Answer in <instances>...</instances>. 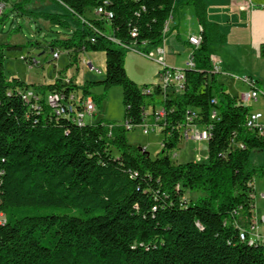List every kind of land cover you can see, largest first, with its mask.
<instances>
[{"label": "trees", "instance_id": "16d2710c", "mask_svg": "<svg viewBox=\"0 0 264 264\" xmlns=\"http://www.w3.org/2000/svg\"><path fill=\"white\" fill-rule=\"evenodd\" d=\"M25 1L11 9L64 29L72 28L67 16L79 18L70 35L65 30L66 37L52 39L48 47L53 52L67 49L74 62L83 51H103L105 77L100 82L106 88L122 86L125 123L140 124L145 99L127 74L124 44L145 50L162 45L165 25L181 4L55 0L65 9L58 13L24 7ZM104 1L113 11L111 19L85 15ZM186 4L195 7L202 42L194 50L195 68L186 69V90L157 101L168 108L161 132L167 141V131L188 108L207 121L216 98L219 118L207 144L208 162L176 164L166 154L180 141L177 126L152 158L146 148L129 143L125 124L78 125L50 114L45 104L35 122L36 114L25 102L33 101V90L24 89L28 84L18 79L9 80L4 70L5 50L23 45L0 42V212L5 216L0 264H264V243L241 240L231 217L240 207L244 219L251 218L256 191L249 182L258 169L251 154L264 150V138L245 126L251 106L230 95L213 70L209 45L219 39L215 26L206 23L205 3L184 0ZM134 26L136 37L131 35ZM74 87L72 79L66 83L58 77L36 90L73 94ZM19 89H24V100ZM233 140L245 142L246 148L233 149ZM186 191L203 194L186 201Z\"/></svg>", "mask_w": 264, "mask_h": 264}, {"label": "rangeland", "instance_id": "374dc122", "mask_svg": "<svg viewBox=\"0 0 264 264\" xmlns=\"http://www.w3.org/2000/svg\"><path fill=\"white\" fill-rule=\"evenodd\" d=\"M6 7L3 13H0V42L15 43L23 45L20 49H6V61L4 70L9 80L18 79L28 84L30 89H36L39 85L47 84L56 78H70L75 84L74 91L82 96L92 98L96 104V112L92 116L85 118L86 123H110L116 126L125 123V106L123 101V88L121 85L110 86L108 88L100 82L105 77V53L103 51H83L79 54V60L74 62L71 59L70 52L65 48H56L60 51L59 57H54L53 50L48 47V42L52 39L64 38L65 30L70 35L72 29L77 27L76 15L67 16L72 28L64 29L49 24L44 19H31L18 13L11 8L16 3L24 2V0H5ZM24 7L30 6L36 11H49L64 13L65 9L55 0H28L25 1ZM86 16L95 18L94 10L87 9ZM173 36V34L171 35ZM38 42L39 45H30ZM167 47L169 49L170 45ZM173 49V48H172ZM167 55V62L175 65L183 63L187 54H177V49ZM147 50V49H146ZM183 51V50H181ZM73 53V52H71ZM176 57L173 59V57ZM26 57V58H25ZM35 58L37 62H32ZM173 59V60H172ZM89 62L95 68H91ZM184 67V66H183ZM125 68L129 77L138 85L159 84L160 65L133 49H127L125 54ZM100 71H98V70ZM236 82V81H235ZM87 86V92L84 91ZM232 93L237 91L234 82L229 84ZM19 88V86H18ZM72 91L73 94L75 92ZM253 110H261L264 112V102H251L249 104ZM127 139L130 144L142 146L147 149L152 158H156L161 153L162 133L160 131H151L145 134L142 128L136 127L133 130H127ZM208 146L202 141H185L182 142L173 152H177V158L173 161L178 163H186L190 161L208 162ZM252 165L257 169L254 175L256 197V209L259 214H264V199L261 193H264V150L254 149L251 154ZM203 193L200 191H186L184 199L186 201H195Z\"/></svg>", "mask_w": 264, "mask_h": 264}, {"label": "built area", "instance_id": "2783aa9c", "mask_svg": "<svg viewBox=\"0 0 264 264\" xmlns=\"http://www.w3.org/2000/svg\"><path fill=\"white\" fill-rule=\"evenodd\" d=\"M108 1H104L103 4L95 8V15L99 18H105L107 20L113 17V11L107 8ZM6 7V2L2 0L0 2V13ZM95 31L98 29L94 28ZM99 33V31H98ZM169 33V31H168ZM168 33H164L167 35ZM131 35L136 37L138 35L137 27L131 28ZM118 43H121L118 39L110 37ZM92 41H95V37L91 38ZM189 42L191 44V50L189 51L187 58L183 66H173L167 62L166 52L164 48V42L160 46H155L148 48L147 50L139 48L134 44H124L128 49H133L137 53L156 61L160 65L159 84H147L140 86V90L144 95V107L142 113V122L140 124H131L129 122L124 123L127 129H133L136 127H141L145 134H149L151 131H160L163 126L166 124L164 120L168 115V108L165 103H157L159 100H166L171 97V94H180L186 90L187 87V78H186V69L195 68L194 61V50L198 48L202 42L200 35L190 36ZM145 45V41L142 42ZM123 45V44H122ZM147 46V45H145ZM54 57H59L60 51L56 50L53 52ZM212 60V58H211ZM32 62H37L35 58L32 59ZM91 68H95L91 62H89ZM213 70L216 71L217 66L212 62ZM98 70V69H97ZM100 71V70H98ZM244 82L248 89L243 91L239 100L246 105H249L251 102L257 103L260 99V96L264 95V91L258 87V81L252 76H243L239 78ZM64 82L69 83L70 78H65ZM30 89V88H24ZM24 89H19V94L24 100ZM33 90V101H25L28 104L29 111L32 110L36 115L34 121L39 120L38 115L44 112V104L49 108L50 114L59 117H65L78 125L86 124L85 118L89 115L92 116L96 112V104L94 100L88 96H82L76 93L75 94H63V89H53L48 91L45 95L36 89ZM212 108L209 113L207 121H202V116L198 113L196 109L188 108L184 114V117L177 123V134L180 139L178 145H181L185 141H202L208 144V140L212 136V130L215 126L214 122L219 118L218 110V100L213 98L211 100ZM250 106V105H249ZM173 126L171 130L167 131V141L164 140L162 136L161 139V148H164L167 145L168 139L174 133ZM245 126L253 131L255 135L259 138H264V113L259 110H251L246 118ZM162 133V132H161ZM175 147V148H177ZM174 148V149H175ZM232 148L245 149L246 144L243 141L233 140ZM168 150V154L172 159L177 158L178 153L173 152V150ZM208 152V149H207ZM250 186H255L254 181L249 182ZM253 196L257 197V193H254ZM261 198L264 199V193H261ZM251 218L247 222L244 216L241 214V208H234L231 212V217L233 224L238 228L239 238L243 241L256 243H264V214H259L256 209V202L251 212ZM5 222V216L3 212H0V223ZM200 225V223H199Z\"/></svg>", "mask_w": 264, "mask_h": 264}, {"label": "crops", "instance_id": "0c3cea01", "mask_svg": "<svg viewBox=\"0 0 264 264\" xmlns=\"http://www.w3.org/2000/svg\"><path fill=\"white\" fill-rule=\"evenodd\" d=\"M183 1L177 0L181 6L168 21L166 33H169L164 42L166 59L168 53L176 50L174 48H178L175 51L177 54L188 51L182 64L170 63L178 67L184 66L191 50L189 37L201 36L203 30L195 7L192 4L182 5ZM202 1L206 5V23L215 26L216 38L219 39L209 45L212 62L217 66L215 72L218 81L230 95L238 98L248 89L239 79L243 76L256 78L258 87L264 91V0ZM168 44L171 49L167 47ZM231 82L237 86L234 93L229 87ZM259 101L264 102V95L260 96Z\"/></svg>", "mask_w": 264, "mask_h": 264}, {"label": "bare ground", "instance_id": "6f19581e", "mask_svg": "<svg viewBox=\"0 0 264 264\" xmlns=\"http://www.w3.org/2000/svg\"><path fill=\"white\" fill-rule=\"evenodd\" d=\"M171 18H172V15L169 17L168 21H170ZM168 21H167V23H166V25H165V32L167 31V24H168Z\"/></svg>", "mask_w": 264, "mask_h": 264}]
</instances>
